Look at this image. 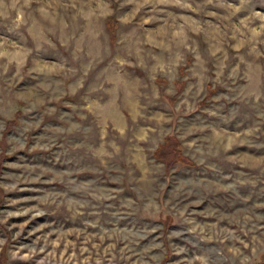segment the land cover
I'll list each match as a JSON object with an SVG mask.
<instances>
[{
  "label": "clouds",
  "instance_id": "clouds-1",
  "mask_svg": "<svg viewBox=\"0 0 264 264\" xmlns=\"http://www.w3.org/2000/svg\"><path fill=\"white\" fill-rule=\"evenodd\" d=\"M116 4L120 9L130 5L131 11L119 12L114 7ZM250 5L251 0H239L238 4L228 0H0V25L7 29L4 35H0V78L9 74L13 65V76H19L25 70L30 54L28 38L36 39L46 30L47 24L56 25L58 8L63 13L59 16V28L65 36L62 41L65 46L76 38L67 35V30L74 28L77 21L83 22L77 52L83 51L85 39L94 41L98 37L99 26L113 17L114 12L121 25H131L126 36L116 37L109 56L110 67L106 65L107 71H101L97 79L88 81L90 87L85 84L88 72L84 71L82 77L77 76L79 66L71 60L60 58L48 69L39 67L34 60L28 68V71L42 75L38 76L36 89L28 94L34 102L28 104L26 110L31 112L41 108L46 116L61 122L59 127L46 126L45 131L50 134L38 137L33 150H47L60 139L67 141L76 135L97 136L99 139L96 146L88 148L85 163L78 158L63 170L47 168L35 172L28 165H12L25 170L17 181L62 187L41 190L42 194L34 198L38 201L35 207L8 215L27 216L31 213L34 219L50 211H60L68 223L49 231H45L46 224H41L30 233H40L30 245L9 250L11 261L36 258L35 264H165L171 254L174 257L172 264H255L264 252L258 242L261 237L257 236L264 228L257 221L264 220V216L256 214L255 209H264V203L237 207L230 216L216 208L210 212L195 211L213 192L238 194L240 186L264 182V166H261L264 165V153H233L238 144L264 149V142L257 143L258 125L264 122V105L261 104L264 99V66L258 63L264 58V51L258 50V45L264 43V11ZM209 6L224 9L225 14L209 10ZM142 9L146 11L136 21ZM204 17H213L219 23ZM149 25L152 27H147ZM190 34L202 36L212 44V56L220 65L228 60L224 46L234 49L243 67L234 61L227 77L222 70H217L215 78L217 81L222 77L233 81L238 78L242 83L230 97L238 104L231 108V112L235 114L240 110L239 105H247L255 110L258 121L241 131H229L207 118L194 116L187 122L179 121L180 127L169 128V132H177L179 139L186 142V148L195 149L192 158L197 164L213 171L207 180L178 177L177 183L168 189L165 200L160 193L167 185L147 187L149 177L145 174L149 167L142 160L144 148L134 144L135 158L128 153L130 164L127 168L122 169L117 163L124 158V149L128 147L123 141H146L150 132L159 130L130 123L128 115L139 117L141 103L147 102L143 101L142 93L150 97L159 93L151 87L140 88L136 77L144 73L131 71L126 66L151 65L144 83L148 84L149 79L162 73L168 80V90L175 91L177 69L184 57L191 53L201 71L193 70L196 82L189 84L176 105L177 112L190 111L193 107L190 101L200 96L205 80L210 79L205 75L207 69L203 66L196 40ZM142 45H151L161 51L154 53L148 49L141 55ZM246 46L248 51L242 54ZM161 53H167V60ZM244 55L250 59H243ZM61 74L71 75L75 80L70 83L66 79H53ZM93 92L96 94L92 95ZM78 94L82 104H65V110L59 108L65 97ZM17 99L25 97L18 95ZM68 108L72 111H67ZM206 111L208 116L216 115L212 110ZM153 119L163 124L176 118L157 115ZM40 122L36 120L24 131L38 127ZM15 144L24 148L27 137L16 140ZM69 146L81 147L80 144ZM211 158L227 159L238 165L234 177L218 178ZM137 167L140 171L136 170ZM252 168L258 169L255 175L246 170ZM223 180L231 182L224 183ZM124 186L130 187L136 195H121ZM16 187L17 183L0 184L4 191ZM210 207L211 201L205 209ZM168 215L173 216L178 227L166 233L159 224L144 218ZM201 215H211L215 219L204 222L199 219ZM19 235L16 233L13 239ZM5 244L6 240L0 239V248ZM187 244L197 246L199 254L185 257Z\"/></svg>",
  "mask_w": 264,
  "mask_h": 264
},
{
  "label": "rangeland",
  "instance_id": "rangeland-1",
  "mask_svg": "<svg viewBox=\"0 0 264 264\" xmlns=\"http://www.w3.org/2000/svg\"><path fill=\"white\" fill-rule=\"evenodd\" d=\"M231 3H237L239 0H228ZM251 7L256 10L264 11V0H251ZM115 9L119 12L131 11L132 6H126L124 9H120L116 4ZM209 10L216 11L219 15H224V9L213 8L209 6ZM146 10L142 9L137 15L136 21L140 19V16L144 15ZM179 11V10H174ZM57 12V24L46 25V30L43 31L36 39L32 37L28 38V46L30 48V54L28 56V64L25 65V70L19 76H13L15 72V66L9 70V74L0 78V184H13L17 183L15 189L4 191L0 189V239L6 240V244L0 248V264H35V259L29 260H17L11 261L9 259V250H15L20 248L24 244H31L40 233L30 235L41 224H46L45 231L59 227L62 223L67 224L68 221L63 219V214L60 211H50L44 216H37L33 219L32 214L27 216H9V213L23 211L24 209L33 208L38 204V201L34 199L42 194L41 190L50 189L52 187H62V185H46L43 183H32L24 180L17 181L16 178L25 174L24 168L12 167V165H28L31 166L35 172H41L43 169L52 168L56 170H63L72 166L71 162L75 159H80L81 163L86 162V153L89 147L97 145L99 137L83 135H76L69 137L67 141L60 139L59 143L47 150L35 149L34 144L37 142L38 137L49 135L46 133V126L55 128L61 126V122L53 117H48L41 110L36 108L29 112L26 110L27 105L34 102L33 97H29V93L36 89L38 83V76L42 75L40 72L28 71V68L33 64L34 60L39 67L48 69L53 67L59 62L60 58L71 60L73 64L79 66L77 76H83L84 71L88 72L85 78L86 87L88 81H93L99 77L101 71H107L105 67L109 65V56L111 55L113 44L115 43L117 36H126L127 29H130L131 25H121L117 19H115L116 12L113 17H109L104 20L99 26V35L92 41L85 39L83 45V51L77 52L79 41L81 39V33L83 31L82 21H77L74 28L67 30V35H75L74 40H70L68 46L62 42L65 38L62 35L59 28V16L62 15L61 9H56ZM204 19L212 20L214 23H219L213 17H204ZM135 23V21L133 22ZM147 27H152L151 25ZM47 29H53L51 31ZM7 29L0 25V35H4ZM193 39L196 40L197 50L200 51L201 60L204 62V68L207 69L205 73L210 79H206L204 82V89L199 97L190 101L193 107L190 111L181 110L176 111V105L183 98L185 90L190 83H195L196 80L193 77V70L199 72L201 69L196 67L195 57L189 53L184 57L177 69L175 91H169L168 80L163 77L162 73H157L155 79H149L148 84L144 83L145 78L148 76L151 65H127L126 67L131 71L144 73L143 76L136 77V83L140 88L151 87L159 95L150 97L142 93L143 101L141 103V109L139 117L128 115L130 123L138 124L146 129H159L158 131H152L149 133V139L146 141L134 142L131 139L125 140L122 143L128 145L124 149V158L117 161L120 167L127 168L130 164L128 153L132 154L135 158L136 148L134 144H138L144 148L143 163L149 167V172L145 175L149 177L147 187L151 188L155 185L164 184L167 187L160 193L161 198H168V189L172 187L174 183H177L178 177H198L200 179L207 180L209 174L212 173V169L204 168L203 165H199L192 158L195 155V149L186 148L185 141L179 139V134L175 131L169 132V128L180 127L179 121L187 122L194 116H200L201 118H207L210 122L227 128L229 131H241L242 129L253 126L258 117L255 114V110L249 108L247 105H239V112L233 114L231 108L237 105L238 102L232 100L230 97L235 94V89L242 82L237 78L236 80H228L227 77L229 71L234 67V61L240 63L243 67L242 61L235 55L234 49L228 48L226 45L225 50L228 52V60L220 65L216 58L212 56V44L205 41L204 38L198 37L195 34H190ZM19 42V41H18ZM235 43V42H232ZM91 49V51H90ZM151 49L154 53L160 52L159 48H152L151 45L141 46V55L144 52ZM258 50L264 51V43L258 45ZM248 51L247 46L242 49V54ZM163 58L167 60V53H161ZM219 55V54H218ZM78 56V59L74 57ZM243 59H250L244 55ZM264 66V58L258 61ZM110 67V65H109ZM217 70H222L225 77H222L220 81L215 78ZM54 80H67L73 82L75 77L71 75L61 74L60 76L53 77ZM96 93H92L95 95ZM24 96L25 99H17V96ZM83 101L79 94L77 96H67L60 102L59 108L64 109L65 104L80 105ZM261 104L264 105V99L261 100ZM67 111L71 112L72 109L68 108ZM206 110H212L216 113L215 116H208ZM163 115L165 117L173 116L176 119L173 121L159 124L153 119L154 116ZM36 120H40L38 127H32L28 132L24 129L29 124L34 123ZM227 121V123H225ZM259 142H264V122H259ZM163 133V134H161ZM22 137H27V144L24 148H19L15 144L16 140ZM47 143V141H44ZM70 144H80V148H72ZM147 145V147H144ZM65 149H68L65 151ZM247 151L249 153H256L257 151L264 153V149H256L249 147L248 145L238 144L233 149V153ZM179 153L183 158H180ZM168 161H166V160ZM189 160L190 162L186 161ZM214 159L216 166V175L218 178L223 179L224 176H233L236 168L239 166L232 161L221 158ZM264 166V165H261ZM107 167V165H105ZM140 171L139 167L136 168ZM252 175H255L258 171L257 168L246 169ZM89 174V173H85ZM47 177L48 173H44ZM107 179V177H105ZM224 183H230L231 181L223 180ZM25 189V190H21ZM136 195V193L127 186H124V191L120 193ZM211 201V207L205 209V205ZM246 201V203H245ZM260 202L264 203V182L250 183L240 186L238 194L231 192L216 191L209 194V199L205 200L203 204L195 208L197 212H210L212 208H216L226 215H231L237 207H249L252 204ZM255 213L264 216V209H255ZM152 223L159 224L164 232L171 231L178 227L174 222V218L171 215L161 216L158 218H150ZM201 221L208 222L214 221L215 217L211 215H201L199 217ZM226 222V221H225ZM258 224L264 225V220L257 221ZM23 225V228L20 227ZM16 233H20L18 237L13 239ZM264 228L261 232L257 233L261 239L258 241L261 247H264ZM54 238V237H53ZM75 239V237H74ZM245 239H248L246 237ZM199 254L198 247L192 244H187V251L184 256L192 258L194 255ZM23 255V252L21 253ZM39 258V257H37ZM174 257L169 254L165 260V264H172ZM255 264H264V252H262Z\"/></svg>",
  "mask_w": 264,
  "mask_h": 264
},
{
  "label": "trees",
  "instance_id": "trees-1",
  "mask_svg": "<svg viewBox=\"0 0 264 264\" xmlns=\"http://www.w3.org/2000/svg\"><path fill=\"white\" fill-rule=\"evenodd\" d=\"M176 155H178L180 158H182L183 160L185 159V158H183L179 153H177ZM166 160V159H165ZM167 161V160H166ZM186 161H188V162H190L188 159L186 160ZM168 162V161H167Z\"/></svg>",
  "mask_w": 264,
  "mask_h": 264
}]
</instances>
